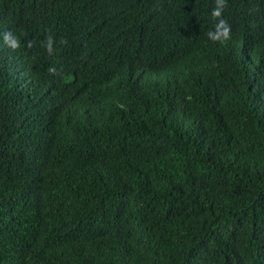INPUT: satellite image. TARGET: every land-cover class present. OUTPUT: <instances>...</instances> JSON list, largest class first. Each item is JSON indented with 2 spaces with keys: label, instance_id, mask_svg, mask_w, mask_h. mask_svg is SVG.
I'll return each mask as SVG.
<instances>
[{
  "label": "trees",
  "instance_id": "16d2710c",
  "mask_svg": "<svg viewBox=\"0 0 264 264\" xmlns=\"http://www.w3.org/2000/svg\"><path fill=\"white\" fill-rule=\"evenodd\" d=\"M214 6L0 0V264H264V0Z\"/></svg>",
  "mask_w": 264,
  "mask_h": 264
},
{
  "label": "clouds",
  "instance_id": "9594fccd",
  "mask_svg": "<svg viewBox=\"0 0 264 264\" xmlns=\"http://www.w3.org/2000/svg\"><path fill=\"white\" fill-rule=\"evenodd\" d=\"M214 2L215 6L211 11V16L217 22L214 26L215 30L209 31L207 35L213 42L225 43L231 39V25L228 23L227 19L223 18V12L227 7L228 0H214ZM2 36L4 43L13 51L20 47L19 40L12 34V32H4ZM56 43L57 42L51 35L46 38L45 46L49 54L54 52V44ZM60 43H66V41H60ZM31 46L32 42H29V47ZM48 72L50 75H60V72H58L55 67H50Z\"/></svg>",
  "mask_w": 264,
  "mask_h": 264
}]
</instances>
